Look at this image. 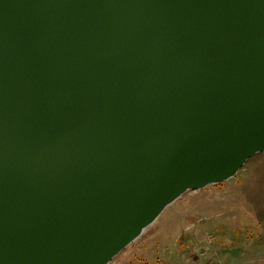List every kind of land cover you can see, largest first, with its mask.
<instances>
[{"label": "water", "instance_id": "obj_1", "mask_svg": "<svg viewBox=\"0 0 264 264\" xmlns=\"http://www.w3.org/2000/svg\"><path fill=\"white\" fill-rule=\"evenodd\" d=\"M264 152V0H0V264H109Z\"/></svg>", "mask_w": 264, "mask_h": 264}, {"label": "rangeland", "instance_id": "obj_2", "mask_svg": "<svg viewBox=\"0 0 264 264\" xmlns=\"http://www.w3.org/2000/svg\"><path fill=\"white\" fill-rule=\"evenodd\" d=\"M109 264H264V152L184 193Z\"/></svg>", "mask_w": 264, "mask_h": 264}]
</instances>
